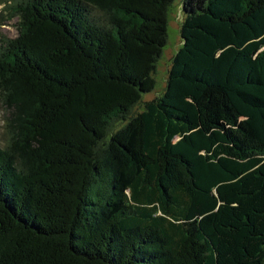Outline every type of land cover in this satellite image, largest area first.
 Instances as JSON below:
<instances>
[{
	"label": "trees",
	"instance_id": "obj_1",
	"mask_svg": "<svg viewBox=\"0 0 264 264\" xmlns=\"http://www.w3.org/2000/svg\"><path fill=\"white\" fill-rule=\"evenodd\" d=\"M2 2L0 264H264V0Z\"/></svg>",
	"mask_w": 264,
	"mask_h": 264
},
{
	"label": "rangeland",
	"instance_id": "obj_2",
	"mask_svg": "<svg viewBox=\"0 0 264 264\" xmlns=\"http://www.w3.org/2000/svg\"><path fill=\"white\" fill-rule=\"evenodd\" d=\"M8 1V0H7ZM13 0H9L12 3ZM179 0H172L167 13L166 26V43L161 49V54L155 64V72L153 78L155 81L154 87L151 91L141 95V100H149L155 95L160 94L164 88L165 76L169 67L170 58L180 45V38L178 34V26L180 22ZM18 16L11 8H5L4 3L0 0V37L13 38L17 34ZM140 104L135 106V110L139 109ZM0 110V124L3 122V114ZM3 131V128H0ZM1 143H4V132L2 133Z\"/></svg>",
	"mask_w": 264,
	"mask_h": 264
}]
</instances>
